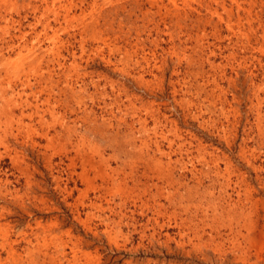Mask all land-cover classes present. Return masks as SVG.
<instances>
[{
	"label": "rangeland",
	"instance_id": "1",
	"mask_svg": "<svg viewBox=\"0 0 264 264\" xmlns=\"http://www.w3.org/2000/svg\"><path fill=\"white\" fill-rule=\"evenodd\" d=\"M42 1L0 0V264H264V44L236 23L250 1L85 0L54 48L5 44L36 38L23 6Z\"/></svg>",
	"mask_w": 264,
	"mask_h": 264
},
{
	"label": "bare ground",
	"instance_id": "2",
	"mask_svg": "<svg viewBox=\"0 0 264 264\" xmlns=\"http://www.w3.org/2000/svg\"><path fill=\"white\" fill-rule=\"evenodd\" d=\"M2 2H6V1H8V2H14V4L13 5H16V3H17V0H1ZM39 1V0H38ZM90 1V0H89ZM97 1V0H96ZM125 1V0H124ZM155 1V0H154ZM153 1V2H154ZM160 1V0H159ZM221 1V0H220ZM219 1V2H220ZM250 1V9H245V10H243L244 12H242L243 14L241 15V13H240V11H241V7L239 6V3H238V5L236 6V5H234V6H236L237 7V10H238V12L239 13H237L236 14V23H237V20L241 23L242 21H246L247 23L246 24H248V28H249V32H252V33H254L253 35H256V34H259L260 33V37H261V39H262V43L264 44V21H261V19H260V17L258 16V18L256 19V20H258L257 22H255L254 20H253V16L254 15H252V9L254 8V6L256 5V3L258 2V1H256V0H249ZM137 2V1H136ZM148 2V0L146 1V3ZM172 2H173V6L174 5H176V3H175V0H172ZM171 2V3H172ZM214 2H217L216 0L214 1ZM236 2H238V1H236ZM240 2V1H239ZM33 3H34V1H33ZM84 3H85V0H43L42 1V4L41 5H34V4H30V3H28V4H26V5H24L23 6V8H32V10H33V12L34 13H39L40 14V17H38V19L40 20V22L39 23H41L42 25H43V29H42V31L41 32H39L38 31V33H36V38L34 37V39H31V40H27V36H26V34L22 31V28L20 27V28H18L17 29V31H18V35H16L15 37L13 36V37H9V39H8V41H6L5 42V39H4V43L5 44H10V42L12 43V41H13V39H16L18 42L17 43H19V45H21V44H24V46H26L28 43H30V42H32L33 40H35V39H37L36 41L37 42H39L40 43V39H41V37H43V39H46V40H48V42L50 41V40H52V44H53V48H54V46H56V44H59L60 43V41L58 40V33H60L59 31H61V29H60V27L61 26H59V25H61V22H62V20L63 21H65V23H70V22H72V19L75 17V15H74V17H72V19H71V21H70V12H71V10L74 8H76L79 4L81 5V6H83L84 5ZM138 3V2H137ZM140 3V2H139ZM221 3V2H220ZM223 3V2H222ZM233 3H235V2H233ZM35 4H37V2L35 3ZM92 4H93V2H92ZM150 4V3H149ZM154 3H152L151 5H153ZM212 4V3H211ZM219 4V3H218ZM141 5V4H140ZM158 5V4H157ZM164 5V4H163ZM208 5V4H207ZM206 5V7L208 8V6H210V5H208L207 6ZM220 5V4H219ZM222 5V4H221ZM220 5V6H221ZM11 6V5H10ZM213 6V5H212ZM211 6V7H212ZM85 7V6H84ZM143 7V6H142ZM156 7H158V6H156ZM163 7V6H162ZM166 7V6H165ZM164 7V8H165ZM171 7V6H170ZM222 7V6H221ZM232 7V6H231ZM261 7H264V1H262L261 0ZM138 8V7H137ZM174 8V7H173ZM181 8V7H180ZM224 9H225V7H223ZM223 8H222V10H223ZM249 8V7H248ZM14 9V8H13ZM138 9H140V7L138 8ZM213 9V8H212ZM30 10V9H29ZM178 10V9H177ZM91 11V10H90ZM140 11V10H139ZM172 11V10H171ZM175 11V10H174ZM213 11V10H212ZM214 11H217V10H214ZM230 10H228V12H229ZM158 12V11H157ZM202 12V11H201ZM224 12H226V11H224ZM228 12H226V13H228ZM75 13V12H74ZM234 13V12H233ZM1 14V13H0ZM6 14V13H5ZM160 14V13H159ZM168 14V13H167ZM166 14V15H167ZM215 14V13H214ZM231 14V13H230ZM80 15V14H79ZM172 15V14H171ZM175 15H176V13H175ZM217 15V14H216ZM232 15H234V14H232ZM231 15V16H232ZM34 16V15H33ZM87 16V15H86ZM93 16V15H92ZM220 17L219 18V20L221 21L222 20V16H220V15H217V17ZM231 16H230V18H231ZM7 17V16H6ZM24 17V16H23ZM35 17V16H34ZM2 18H4V16H2ZM95 18V17H94ZM12 19V18H11ZM77 19V18H76ZM188 19V18H187ZM42 21H43V23H42ZM75 21V20H74ZM83 21V20H82ZM86 21V20H85ZM29 22V21H28ZM174 22V21H173ZM229 22V21H228ZM18 23H20V22H18ZM31 23V22H30ZM33 24H35L34 22H32ZM85 23V22H84ZM87 23V22H86ZM72 24V23H71ZM89 24H90V21H89ZM97 24V23H96ZM134 24V23H133ZM168 24V23H167ZM195 24V23H194ZM70 25V24H69ZM68 25V27H70V26H72V25H70L69 26ZM91 25V24H90ZM109 25V24H108ZM112 25V24H111ZM130 25V24H129ZM228 25V24H227ZM232 25V24H231ZM37 26V25H36ZM38 26H39V24H38ZM75 26V25H74ZM84 26H85V24H84ZM229 26V25H228ZM91 27H92V25H91ZM108 27V26H107ZM5 28V27H4ZM29 28V27H28ZM74 28V27H73ZM86 28L87 27H85L84 28V33H87V31L88 30H86ZM92 28H94V27H92ZM238 28V27H237ZM240 28V27H239ZM7 29H11V28H7ZM195 29V28H194ZM232 30H233V28H231ZM31 30V29H30ZM40 30V29H39ZM50 30H52V32H54V33H52V35L50 36L49 35V32H50ZM67 30V29H66ZM79 30H82V29H79ZM93 30V29H92ZM220 30V29H219ZM1 31H3V30H1ZM8 31V30H7ZM36 31V30H35ZM239 31V30H238ZM9 32V31H8ZM81 32V31H80ZM83 32V31H82ZM96 32V31H95ZM94 32V33H95ZM248 32V33H249ZM79 33V32H78ZM93 33V32H92ZM93 33V35H95ZM216 33V32H215ZM35 34V33H34ZM120 34V33H119ZM81 35H83L82 33H81ZM233 35H235V34H233ZM238 35V34H237ZM72 36V35H71ZM76 36V35H75ZM182 36V35H181ZM241 36H244V37H247V39H249L248 40V43L250 44V38L251 37H248V34H242ZM6 37H8V36H6ZM4 38V37H3ZM82 38V37H81ZM210 38V37H209ZM80 39V38H79ZM82 40H84V39H82ZM190 40V39H189ZM223 40V39H222ZM28 41V42H27ZM45 41V40H44ZM69 41V40H68ZM76 41V40H75ZM105 41V40H104ZM47 42V41H46ZM51 42V41H50ZM64 42V41H63ZM73 42H74V40H73ZM72 43V42H71ZM71 43H68V44H71ZM78 43V42H77ZM31 44V43H30ZM35 44V43H34ZM51 44V43H50ZM81 44H82V42H81ZM201 44V43H200ZM261 44V43H260ZM36 45V44H35ZM62 45V44H61ZM139 45V44H138ZM179 45V44H178ZM23 46V45H22ZM207 46V45H206ZM45 47V46H44ZM263 47V46H262ZM3 48V47H2ZM0 49V62H3V60L5 59V57H4V53H3V49ZM35 46H31V47H29V53H30V55L32 56L33 54H35L34 53V50H35ZM53 48H49L48 49V51L50 52V51H54V49ZM12 50L13 48H12V45H7V50ZM27 49V48H26ZM39 49V48H38ZM37 49V50H38ZM56 49H57V47H56ZM83 49V48H82ZM115 49V48H114ZM186 49V48H185ZM261 50V49H260ZM263 51H264V49H262ZM261 50V51H262ZM260 51V52H261ZM32 52V53H31ZM40 52V51H39ZM56 52V51H55ZM115 52V51H114ZM117 52V51H116ZM43 53V52H42ZM59 53V52H58ZM57 53V54H58ZM21 54V53H20ZM28 54V53H27ZM39 54H41V52L39 53ZM6 55V54H5ZM24 55V54H23ZM36 55V54H35ZM56 55V54H55ZM162 55V54H161ZM31 56L29 57V58H31ZM45 56V55H44ZM52 56V55H51ZM226 56V55H225ZM28 57V56H27ZM28 58V59H29ZM36 58V57H35ZM61 58V57H60ZM63 58V57H62ZM123 58V57H122ZM31 59H33V58H31ZM30 59V60H31ZM48 59V58H47ZM55 59V58H54ZM56 59H57V57H56ZM22 60H23V58H22ZM36 60H37V58H36ZM38 60H41V57H40V59H38ZM119 60V59H118ZM6 61V60H5ZM12 61V60H11ZM33 61V60H32ZM44 61H47V60H44ZM23 62V61H22ZM37 62V61H36ZM42 62V61H41ZM106 62V61H105ZM9 63H10V61H9ZM20 63V62H19ZM27 63L28 62H26V63H24V66H27ZM38 63V62H37ZM53 63V62H52ZM3 64V67L5 66L4 65V62L3 63H0V65H2ZM6 64V63H5ZM29 64V63H28ZM33 64V63H32ZM75 64V63H74ZM10 65V64H9ZM23 64H21V66L17 69V72L19 73V72H23L24 71V66H22ZM29 65H31V64H29ZM37 65H39V64H37ZM41 65V64H40ZM44 65H46V64H44ZM73 65V64H72ZM61 66V65H60ZM132 66V65H131ZM6 67H8L7 65H6ZM6 67H4L2 70L4 71V72H6V70H5V68ZM16 67V66H15ZM33 67V66H32ZM47 67V66H46ZM73 67V66H72ZM75 67V66H74ZM74 67H73V69H74ZM22 68H23V71H21L22 70ZM54 68V67H53ZM59 68V67H58ZM8 69V68H7ZM28 69V68H27ZM30 69H31V67H30ZM36 69V68H35ZM51 69V68H50ZM39 70V69H38ZM54 70V69H53ZM65 70V69H64ZM70 69H68V71H69ZM111 70V69H110ZM45 71V70H44ZM59 71V70H58ZM90 71V70H89ZM8 72H10V71H8ZM36 72H37V70H36ZM43 72V71H42ZM46 72V71H45ZM65 72V71H64ZM76 72V71H75ZM236 72V71H235ZM7 73V72H6ZM18 73H17V77H18ZM26 73V72H25ZM24 73V74H25ZM39 73H40V71H39ZM61 73V72H60ZM146 73V72H145ZM32 74V73H31ZM50 74H51V72H50ZM54 74V73H53ZM91 74V73H90ZM1 75V74H0ZM10 75V74H9ZM19 75H20V73H19ZM49 75V74H48ZM61 75V74H60ZM69 75V74H68ZM29 76V75H28ZM27 76V77H28ZM35 76H36V74H35ZM39 76V75H38ZM51 76L52 75H50V78H51ZM66 76H67V71H66ZM6 77V76H5ZM20 77V76H19ZM43 77V76H42ZM58 77V76H57ZM70 77V76H69ZM87 77V76H86ZM40 78V77H39ZM48 78V77H47ZM46 78V79H47ZM134 78V77H133ZM29 79V78H28ZM45 79V78H44ZM45 79V80H46ZM54 79V78H53ZM12 80H14V79H12ZM40 80V79H39ZM45 80H44V82H45ZM9 81V80H8ZM67 81V80H66ZM65 81V82H66ZM74 81V80H73ZM89 81V80H88ZM42 82V81H41ZM54 82V81H53ZM105 82V81H104ZM28 83V82H27ZM50 83V82H49ZM42 84V83H41ZM58 84H60V83H58ZM62 84V83H61ZM10 85V84H9ZM26 85V84H25ZM32 85V84H31ZM146 85V84H145ZM47 86H48V84H47ZM121 86V85H120ZM140 86V85H139ZM28 87V86H27ZM33 87V86H32ZM64 87V86H63ZM1 88V87H0ZM83 89V88H82ZM2 90V89H1ZM18 90V89H17ZM60 90V89H59ZM10 91V90H9ZM38 91V90H37ZM76 91V90H75ZM154 91V90H153ZM34 92H36V91H34ZM39 92H41V90L39 91ZM38 93V92H37ZM64 93H66V92H64ZM45 95V94H44ZM40 96V95H39ZM43 96V95H42ZM49 96V95H48ZM63 96V95H62ZM4 97L5 96H1V98L4 100ZM38 97V96H37ZM59 97V96H58ZM37 99V98H36ZM60 99V98H59ZM17 100V99H16ZM15 100V101H16ZM42 100V99H41ZM45 100V99H44ZM65 100V99H64ZM13 100H8L7 101V99H5L4 100V109H3V111H1L0 113V117H1V115H3V116H5V118L6 119H12V120H14V118L11 116V115H13V108L14 107H12V104H9L10 102H12ZM36 101V100H35ZM97 101V100H96ZM46 102H48V101H46ZM44 103V102H43ZM52 103V102H51ZM63 103V102H62ZM16 106L18 107L19 105H18V103H16ZM16 106H15V108H16ZM61 107H62V105H60ZM50 107V106H49ZM52 108H53V106H52ZM58 108V107H57ZM81 108V107H80ZM2 110V109H1ZM51 110V109H50ZM54 111H55V109H53ZM153 111V110H152ZM40 112V111H39ZM11 117V118H10ZM41 117V116H40ZM54 117V116H53ZM150 118V117H149ZM1 119V118H0ZM9 120V121H10ZM44 121V120H43ZM10 122H12V121H10ZM84 125V124H83ZM3 126V125H2ZM92 126V125H91ZM75 129V128H74ZM27 131V130H26ZM102 131V130H101ZM257 131V130H256ZM79 132V131H78ZM56 133V132H55ZM123 133V132H122ZM26 134V133H25ZM212 134V133H211ZM155 135V134H154ZM162 135V134H161ZM42 137V136H41ZM51 137V136H50ZM24 138V137H23ZM164 138H165V136H164ZM81 140V139H80ZM74 142V141H73ZM18 143V142H17ZM158 143V142H157ZM173 144V143H172ZM171 144V145H172ZM34 146V145H33ZM158 146V145H157ZM156 146V147H157ZM158 148V147H157ZM138 149V148H137ZM221 150V149H220ZM163 152V151H162ZM66 153V152H65ZM155 153H157V152H155ZM181 153V152H180ZM160 154V153H159ZM104 156V155H103ZM152 156V155H151ZM23 157V156H22ZM11 158V157H10ZM91 159V158H90ZM89 159V160H90ZM94 159V158H93ZM105 159H108V158H105ZM133 159V158H132ZM139 159V158H138ZM147 159H149L148 157H147ZM233 159V158H232ZM5 160V159H4ZM93 161V160H92ZM104 161V160H103ZM111 161V160H110ZM134 162H136V161H134ZM138 162V161H137ZM150 162V161H149ZM153 162V161H152ZM161 162V161H160ZM107 163H108V161H107ZM155 163H157V161L155 162ZM101 164H103V163H101ZM133 164V163H132ZM104 165V164H103ZM126 165V164H125ZM147 165V164H146ZM52 166V165H51ZM96 166V165H95ZM101 166V165H100ZM138 165H136L135 164V166H134V164L133 165H129V169H130V172H125L124 170H122L121 172V174H120V176H122V177H124L125 179L127 178L128 180L131 178V179H133L132 177L134 176V175H136L137 173V171H138V167H137ZM162 166V165H161ZM108 167V166H107ZM117 168V167H116ZM146 169V168H145ZM31 170V169H30ZM110 170H112V169H110ZM117 170V169H116ZM155 170V169H154ZM142 171V170H141ZM155 171H157V170H155ZM19 172V171H18ZM85 172V171H84ZM114 172V171H113ZM112 172V173H113ZM143 172H145V171H143ZM21 173V172H20ZM24 173V172H23ZM114 175H116V176H118L119 175V172L118 171H116V172H114L113 173ZM113 175H109L108 173H104V175H103V178H105L106 180H108V181H110V180H113V177H112ZM143 176H146L144 173H143ZM149 177V176H148ZM168 177V176H167ZM218 177V176H217ZM117 178V177H116ZM119 178H121V177H119ZM256 178V177H255ZM171 179V178H170ZM134 180V179H133ZM167 180V179H166ZM209 180V179H208ZM118 181V180H117ZM126 181V180H125ZM131 181V180H130ZM169 181V180H168ZM201 181V180H200ZM139 182H141V180H139ZM138 182V183H139ZM149 182V181H148ZM105 183V182H104ZM113 183V182H112ZM111 183V184H112ZM150 183V182H149ZM141 183H139V185H140ZM155 184H156V182H155ZM125 185V184H124ZM123 184H122V188L123 187H125ZM128 185V184H127ZM201 185V184H200ZM108 186V185H107ZM136 186H137V183H135L133 186H132V188H130L129 189V191L127 192V194L125 195V199L126 198H129V199H136V196L134 195L136 192H135V190H137V192L139 191V189H138V187H137V189H136ZM141 186V185H140ZM144 186V185H143ZM148 186V184H145V188ZM163 186V185H162ZM239 186V185H238ZM119 187V186H118ZM120 187V188H121ZM121 188V189H122ZM153 188V187H152ZM240 188V187H239ZM119 189V188H118ZM147 190H148V187L146 188ZM146 189H144L143 191H142V194L140 195V198L142 199V198H147L146 196H147V194L148 193H150V192H147V190ZM102 190H103V188H102ZM120 190V189H119ZM123 190V189H122ZM121 190V191H122ZM162 190V189H161ZM125 191H127L126 189H125ZM159 192V191H158ZM123 194H125V193H123ZM228 194V193H227ZM230 197V196H229ZM65 198V197H64ZM138 199V198H137ZM154 200V199H153ZM74 201V200H73ZM161 201V200H160ZM148 203V202H147ZM154 203V202H153ZM156 204V203H155ZM125 205V204H124ZM146 205V204H145ZM163 205V204H162ZM195 205V204H194ZM135 206V205H134ZM141 206H139V208H140ZM154 207V206H153ZM176 207V206H175ZM189 208V207H188ZM121 209V208H120ZM178 209V208H177ZM184 209V208H183ZM149 210V209H148ZM160 210V209H159ZM188 210V209H187ZM190 210V209H189ZM186 212V211H185ZM121 213V212H120ZM144 213V212H143ZM167 213V212H166ZM116 214V213H115ZM155 214V213H154ZM162 214V213H161ZM122 215V214H121ZM123 215H124V213H123ZM164 215V214H163ZM167 215V214H166ZM192 215V214H191ZM126 217V216H125ZM130 217V216H129ZM160 217H162V216H160ZM191 217V216H190ZM183 218V217H182ZM196 218V217H195ZM123 219V218H122ZM121 219V220H122ZM153 219V218H152ZM155 219V218H154ZM158 219V218H157ZM178 219V218H177ZM186 219V218H185ZM208 219V218H207ZM156 220V219H155ZM154 220V221H155ZM192 220V219H191ZM157 222V221H156ZM116 223V222H115ZM186 223V222H185ZM192 223H193V221H192ZM116 225H117V223H116ZM197 225V224H196ZM215 229V228H214ZM64 230V229H63ZM184 232V231H183ZM199 232V231H198ZM193 233V232H192ZM236 237V236H235ZM143 239V238H142ZM200 241V240H199ZM145 249V248H144ZM222 249V248H221ZM87 251V250H86ZM188 253V252H187ZM260 257V256H259ZM186 262V261H185Z\"/></svg>",
	"mask_w": 264,
	"mask_h": 264
}]
</instances>
